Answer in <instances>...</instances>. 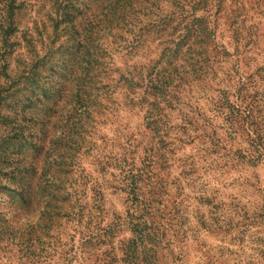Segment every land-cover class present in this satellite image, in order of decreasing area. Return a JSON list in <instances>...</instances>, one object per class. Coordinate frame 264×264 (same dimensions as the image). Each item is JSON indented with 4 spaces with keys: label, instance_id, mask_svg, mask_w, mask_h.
<instances>
[{
    "label": "trees",
    "instance_id": "16d2710c",
    "mask_svg": "<svg viewBox=\"0 0 264 264\" xmlns=\"http://www.w3.org/2000/svg\"><path fill=\"white\" fill-rule=\"evenodd\" d=\"M252 5L246 9L238 0L52 1L42 23L51 30L48 45L41 52L32 49V32L25 30L32 55L4 74L0 94H7L3 101L21 94L14 102L24 115L32 105L28 94L37 66L63 57L64 81L51 104L41 103L37 120L52 126L64 109L65 169L61 177L43 180L35 161L22 164L24 174L12 189L18 197L13 212L0 211V264L183 262L182 243L193 230L189 218L208 230L209 218L199 207H218L214 188L210 194L199 189L193 205L183 192L189 185L195 189L199 177L192 176L204 169L201 163L209 170L264 169V48L253 52L264 37V0ZM224 24L231 50L217 40ZM151 41L158 46L156 57L136 60ZM250 62L255 66L248 71ZM123 109L140 114V127L116 128L119 143L95 144L97 116ZM16 130L23 135L28 125ZM78 136L82 154H95L84 176L77 175ZM185 146L191 147L188 154ZM40 150L38 145L35 153ZM116 193L124 195L122 211L109 206ZM165 197L175 198L171 208ZM257 205L263 219L264 195Z\"/></svg>",
    "mask_w": 264,
    "mask_h": 264
},
{
    "label": "rangeland",
    "instance_id": "374dc122",
    "mask_svg": "<svg viewBox=\"0 0 264 264\" xmlns=\"http://www.w3.org/2000/svg\"><path fill=\"white\" fill-rule=\"evenodd\" d=\"M52 1L0 0V84L6 80L4 74H12L19 68L17 62L20 59L28 60L32 55L31 47L25 41L27 37L24 32L27 28L32 32L31 41L34 46L32 49L41 52L40 49L48 45L50 39L48 40L47 36L51 37V30L47 25L43 28L42 23L46 24L47 15L52 10ZM239 1L246 9L251 6L253 8L252 0ZM232 7L235 5L232 4ZM230 37L228 27L225 24L221 25L217 32V40L225 44L229 50L232 49ZM263 42L264 37L261 38L257 47L253 48V52H260L264 48ZM155 47H158L156 41H151L149 49L140 53L142 57L135 56L136 60L143 61L149 55L156 57ZM253 52L250 55L254 57L256 63H260V56H255ZM61 59L53 60L44 66L40 64L37 66L31 85L33 93L28 94L32 98V105L26 108L24 115H20L21 107L14 102L21 94H10L7 101L2 100L7 94H0V211L6 212L7 216L13 212L12 202H17L18 197H14L12 189L19 184L20 177L24 174L22 164L35 161L37 174L41 173L43 180L57 174L61 177L65 169L63 163L66 159L67 145L63 134L65 131L64 109L57 118L58 123L52 126H43L37 120L42 115L41 103L51 104L55 98L56 89L64 81ZM254 63H249L248 71L254 68ZM59 92L58 94H64L61 90ZM116 97L119 98L120 95L116 93ZM29 114V121L24 120ZM97 119V122L93 123L92 140L95 144L102 145L101 140L106 139L110 146L121 141L116 137V128L120 130L125 126L133 131L140 127L141 122L140 114L127 112L125 109L118 115L109 113L105 117L97 116ZM217 121L220 122L219 119L216 123ZM19 125H28V130L24 131L23 135L16 130ZM206 130L209 132L210 128L206 127ZM77 144L81 145L78 153L77 175L83 173L82 176H84L90 170L89 165L93 162L95 154L93 152L82 154L84 144L80 143L79 136ZM38 145L41 150L36 154ZM184 150L188 154L191 152V147L185 146ZM201 165L204 169L198 170L192 176L193 179L199 177L193 183L195 189L189 185L183 192L192 197L190 201L193 205L195 204L193 197L199 196L197 193L199 189H207L210 194V190L214 188L217 190L213 195L218 207L210 208L205 205L199 207L200 212L209 218L208 230L199 228L195 218H189L191 225H188L193 230L188 232L182 243L184 246L182 249L187 254L181 264H205L210 261L211 264H264V218L259 216L260 210L257 208L260 196L264 195V169L261 166L254 169L244 167L245 172H242L239 166H227L209 170L205 167L207 165L205 162ZM247 183L252 186L250 187ZM191 188L195 190V193L190 191ZM185 195H181L179 200ZM123 201L122 193L110 195L109 206L122 211ZM173 201L175 198L165 197L164 204L167 208H171ZM191 214L194 216V213ZM220 218L223 220L220 221ZM37 219L36 213L32 220L36 223Z\"/></svg>",
    "mask_w": 264,
    "mask_h": 264
}]
</instances>
